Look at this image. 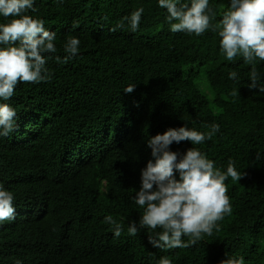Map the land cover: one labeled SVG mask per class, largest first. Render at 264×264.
<instances>
[{"label":"trees","instance_id":"obj_1","mask_svg":"<svg viewBox=\"0 0 264 264\" xmlns=\"http://www.w3.org/2000/svg\"><path fill=\"white\" fill-rule=\"evenodd\" d=\"M228 6L210 0L213 23ZM34 7L28 14L56 33V55L68 36L81 44L67 64L48 61L50 81L18 83L3 101L16 109L18 128L0 139V183L16 208L15 219L0 224V264H159L164 257L264 264V92L247 87L251 66L224 59L211 30L171 32L157 0H36ZM139 7L137 31L116 28ZM256 67L264 73V61ZM233 71L239 82L228 78ZM213 123L219 132L193 147L222 171L234 162L243 174L225 181L231 214L187 248L153 247L150 229L129 236V222L143 212L131 197L153 159L147 140L184 124L206 132ZM191 147L183 141L170 150ZM109 216L122 227L119 238Z\"/></svg>","mask_w":264,"mask_h":264},{"label":"clouds","instance_id":"obj_2","mask_svg":"<svg viewBox=\"0 0 264 264\" xmlns=\"http://www.w3.org/2000/svg\"><path fill=\"white\" fill-rule=\"evenodd\" d=\"M35 4L36 0H0V18L6 21L0 22V139L8 138L18 128L16 109L3 102L13 97L17 84L50 81L48 61L55 58L58 63L67 64L80 51V39L68 36L62 44L64 55H56L55 31L46 28L43 19L28 14L35 11ZM157 5L166 11L165 18L173 33L199 37L209 30L215 32L224 59L242 58L251 66L247 87L264 92V73L256 67L264 61V0H229L228 9L215 23L210 0H157ZM143 13V7L135 9L116 28L126 25L129 31H137ZM228 78L239 82L235 71ZM134 88L135 83L129 84L123 92L131 93ZM219 130L215 123L206 132L184 124L147 140L153 159L140 170L139 189L131 197L143 212L138 221L129 222V236L150 229L149 243L158 249L171 250L187 248L218 230L217 222L232 212L225 181L229 178L239 181L243 174L237 171L234 162H229L222 171L193 145L211 140ZM183 141L190 142L192 147L184 153L170 150L172 144ZM14 201V193L0 183V224L15 219ZM105 222L114 225L113 236L119 238L121 225L110 216L105 217ZM183 237L189 239L185 241ZM159 264L171 261L164 257ZM221 264H243V257L226 258Z\"/></svg>","mask_w":264,"mask_h":264}]
</instances>
